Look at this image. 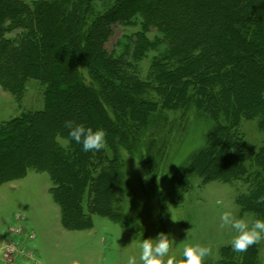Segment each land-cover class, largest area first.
I'll list each match as a JSON object with an SVG mask.
<instances>
[{"label": "trees", "instance_id": "1", "mask_svg": "<svg viewBox=\"0 0 264 264\" xmlns=\"http://www.w3.org/2000/svg\"><path fill=\"white\" fill-rule=\"evenodd\" d=\"M96 1L0 0V85L17 98L28 78L45 85L41 110L0 124V184L32 166L48 169L58 188L71 185L60 197L64 223L71 218V228H84L86 220H78L76 212L80 192L93 181V154L100 157L103 152L82 151L70 141L64 122L103 128L121 161L122 150L141 143L140 129L166 121L162 108L183 103L188 111L194 104L196 112L209 113L212 123L205 147L191 155L188 168L197 169L205 180L250 181L249 193L239 201L264 209L257 204V198L264 197V144L254 151L236 132L242 118L255 117L264 130V0H108L109 7L103 8ZM116 22L138 23L142 29L135 32L133 60L107 59L115 74L107 66L102 75L98 65L107 58L105 44ZM8 29L18 31L16 40L3 39ZM151 29L158 32L156 38L146 35ZM159 42L162 46L157 48ZM155 47L159 87L170 85L162 90L160 104L128 91V85L138 89L143 85L126 69ZM80 66L89 72L90 83ZM59 101L71 107L62 121ZM105 102L112 103L114 117ZM60 137L67 140L66 147L60 145ZM153 144L150 141L146 149L153 152ZM160 154L161 148L152 153V179ZM249 157L261 172L246 176ZM97 177L107 187L101 196L119 206L122 198L116 193L124 189L119 177L109 171Z\"/></svg>", "mask_w": 264, "mask_h": 264}, {"label": "rangeland", "instance_id": "2", "mask_svg": "<svg viewBox=\"0 0 264 264\" xmlns=\"http://www.w3.org/2000/svg\"><path fill=\"white\" fill-rule=\"evenodd\" d=\"M19 1L31 3L34 0ZM96 5L109 7L108 0H98ZM140 29L142 26L138 23L116 22L105 44L107 58L98 65L102 75L106 67H110L107 59L133 60L132 53L137 47L135 32ZM17 33V30L8 29L3 39L14 41ZM146 35L153 39L158 32L151 29ZM160 36L163 37L159 33ZM161 46L160 42L156 44L157 48ZM156 47L148 49L143 57H136L139 59L132 62L133 68L126 66V69L143 85L140 89L128 85V91L135 94V98L144 97L160 104L162 90H168L170 85H166L167 89L159 87L153 67V59L158 55ZM109 69L115 74L111 67ZM80 71L85 82L90 83L92 78L87 69L80 66ZM60 81L59 85L65 86ZM44 89L40 80L28 78L17 98L0 85V124L21 113L41 110ZM58 104L63 113L60 114L62 121L67 116V108L71 107L63 105L62 101ZM104 104L114 117L112 103ZM189 106L188 111L183 103L162 108L166 121H158L152 129H140L141 143L128 152L122 150L121 161L116 159L111 141H105L102 156L93 154L90 161L93 181L80 192L76 211L78 220H86L84 228H71V218L64 223L60 197L68 193L66 189L71 185L58 188L48 169L32 166L18 178L1 183L0 264H127L130 255L141 264L137 241L141 236L155 238L160 232L174 238L170 254L177 257L181 256L185 244L199 242L212 249L204 264H264V241L250 246L244 253H236L228 246L233 233L220 226V214L226 206L240 218L255 214L264 219V209L246 207L239 201L242 195L249 193L250 181L242 178L230 182L217 178L205 180L197 169L188 168L191 155L205 147L212 123L209 113L196 112L194 104ZM136 122L140 127V122ZM236 132L254 151L264 144V130L257 117L242 118ZM152 140L153 152H159L160 148L163 152L156 157L158 166L154 169V179L149 171L153 152L146 149ZM58 141L67 146L66 139L60 137ZM245 170L246 176L261 172L250 157L245 161ZM103 171L115 174L121 181L124 189L116 193L122 198L119 206L100 194L107 189L97 177ZM112 180L117 184L115 178Z\"/></svg>", "mask_w": 264, "mask_h": 264}, {"label": "clouds", "instance_id": "3", "mask_svg": "<svg viewBox=\"0 0 264 264\" xmlns=\"http://www.w3.org/2000/svg\"><path fill=\"white\" fill-rule=\"evenodd\" d=\"M64 127L68 129L70 141L82 146V151H100L105 146L106 132L101 127L93 128L66 120ZM258 205H264V197L257 198ZM220 226L229 229L233 235L228 241V246L236 253H244L254 244L264 241V219L255 214L240 218L226 206L220 214ZM174 238L167 233L160 232L155 238H141L136 247L140 250L139 261L141 264H204L205 259L211 255L212 249L199 242L185 244L181 256L170 254L174 246ZM127 264H137L134 255L127 258Z\"/></svg>", "mask_w": 264, "mask_h": 264}]
</instances>
